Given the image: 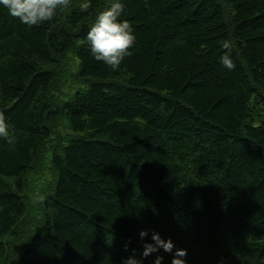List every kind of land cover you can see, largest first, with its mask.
I'll list each match as a JSON object with an SVG mask.
<instances>
[{
  "label": "trees",
  "instance_id": "trees-1",
  "mask_svg": "<svg viewBox=\"0 0 264 264\" xmlns=\"http://www.w3.org/2000/svg\"><path fill=\"white\" fill-rule=\"evenodd\" d=\"M85 2L31 27L0 6V264L143 259V229L264 264V0H123L118 71L86 39L111 0Z\"/></svg>",
  "mask_w": 264,
  "mask_h": 264
},
{
  "label": "clouds",
  "instance_id": "clouds-1",
  "mask_svg": "<svg viewBox=\"0 0 264 264\" xmlns=\"http://www.w3.org/2000/svg\"><path fill=\"white\" fill-rule=\"evenodd\" d=\"M69 0H0V6L8 10L11 17L18 18L22 24L39 26L45 22H50L57 16L58 12L67 8ZM91 6L90 0L80 5L81 11H87ZM125 4L123 0H111L109 6L100 11L95 18L94 23L87 33L89 50L93 58L103 62L112 71H118L126 56L130 55V49L136 43L135 29L126 19ZM224 49L231 48V42L226 41L223 44ZM220 63L227 69L232 70L235 64L231 58L230 52H225L220 57ZM0 136L7 137L9 143L14 141L5 115L0 112ZM139 237L143 244V259L131 255L122 259L121 264H144V260L157 254L152 264H164V255L167 253L172 256L171 264H189L187 260L188 250L177 248L171 238H163L159 232H151V241L149 230L143 229L139 232Z\"/></svg>",
  "mask_w": 264,
  "mask_h": 264
}]
</instances>
